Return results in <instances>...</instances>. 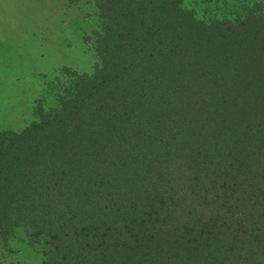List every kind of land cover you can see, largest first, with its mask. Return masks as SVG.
Instances as JSON below:
<instances>
[{
    "label": "trees",
    "instance_id": "trees-1",
    "mask_svg": "<svg viewBox=\"0 0 264 264\" xmlns=\"http://www.w3.org/2000/svg\"><path fill=\"white\" fill-rule=\"evenodd\" d=\"M88 2L94 72L0 132V237L46 264H264V0Z\"/></svg>",
    "mask_w": 264,
    "mask_h": 264
},
{
    "label": "rangeland",
    "instance_id": "rangeland-1",
    "mask_svg": "<svg viewBox=\"0 0 264 264\" xmlns=\"http://www.w3.org/2000/svg\"><path fill=\"white\" fill-rule=\"evenodd\" d=\"M240 1L184 5L205 17L227 15ZM92 10L88 0H0V132L23 130L41 110L58 106L76 76L94 72L99 57L92 41L99 23ZM42 252L21 229L0 237V264H46Z\"/></svg>",
    "mask_w": 264,
    "mask_h": 264
}]
</instances>
